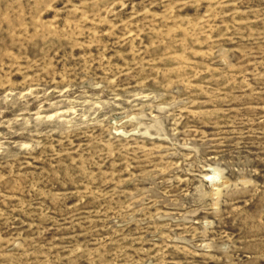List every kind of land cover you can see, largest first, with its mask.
<instances>
[{
    "label": "rangeland",
    "instance_id": "374dc122",
    "mask_svg": "<svg viewBox=\"0 0 264 264\" xmlns=\"http://www.w3.org/2000/svg\"><path fill=\"white\" fill-rule=\"evenodd\" d=\"M0 264H264V0H0Z\"/></svg>",
    "mask_w": 264,
    "mask_h": 264
}]
</instances>
